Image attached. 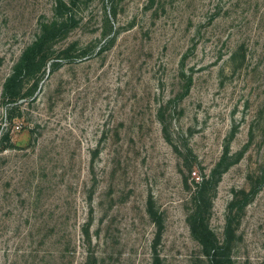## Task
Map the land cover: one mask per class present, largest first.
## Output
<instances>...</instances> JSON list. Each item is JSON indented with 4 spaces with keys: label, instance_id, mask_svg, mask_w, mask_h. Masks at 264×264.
Wrapping results in <instances>:
<instances>
[{
    "label": "rangeland",
    "instance_id": "1",
    "mask_svg": "<svg viewBox=\"0 0 264 264\" xmlns=\"http://www.w3.org/2000/svg\"><path fill=\"white\" fill-rule=\"evenodd\" d=\"M59 1L0 0V264H264V0ZM205 175L212 252L189 220Z\"/></svg>",
    "mask_w": 264,
    "mask_h": 264
},
{
    "label": "trees",
    "instance_id": "2",
    "mask_svg": "<svg viewBox=\"0 0 264 264\" xmlns=\"http://www.w3.org/2000/svg\"><path fill=\"white\" fill-rule=\"evenodd\" d=\"M66 3L62 0L58 3V9L63 15ZM74 20L72 15L63 16L61 19H55L51 23H46L42 32L37 36V38L30 44L26 50L24 51L20 61L15 66L14 72L7 78L6 83L4 85V94L7 97L17 98L16 96L19 93V89L22 85V77L28 76L31 77L34 75V71L37 68H42L47 64L48 60L51 59V55L53 54V43L61 29L68 22ZM107 22L109 23V30L114 29L113 19H111V15L107 18ZM113 36H110L107 41L113 39ZM115 37V35H114ZM105 47L102 46V48ZM59 61L56 60L53 62V68L57 67ZM39 80H36L31 87L30 93L33 94L39 86ZM13 116V115H11ZM192 165H190V172L192 171ZM195 189L193 192V200L194 207L192 212L189 215V220L191 223V228L196 238L204 245L209 252L213 250H217V245L215 240L211 237L212 233L208 230V225L205 223V210L207 207V193L209 188L213 182L212 176H204L201 180L196 181ZM148 210L151 215L156 218L159 226L161 228L162 222L161 217L156 214L152 207V199L148 202ZM86 233H88V227L86 228ZM161 229L159 230V234ZM209 232V235L206 233ZM218 254H214L212 257L211 264H223L224 261L217 259L216 256ZM92 258L88 256L86 259L79 264H92ZM154 264H159L158 261L154 262Z\"/></svg>",
    "mask_w": 264,
    "mask_h": 264
},
{
    "label": "built area",
    "instance_id": "3",
    "mask_svg": "<svg viewBox=\"0 0 264 264\" xmlns=\"http://www.w3.org/2000/svg\"><path fill=\"white\" fill-rule=\"evenodd\" d=\"M19 126V125H18Z\"/></svg>",
    "mask_w": 264,
    "mask_h": 264
}]
</instances>
